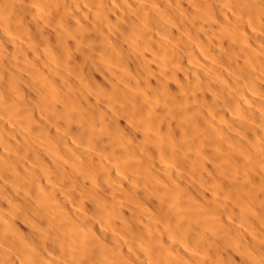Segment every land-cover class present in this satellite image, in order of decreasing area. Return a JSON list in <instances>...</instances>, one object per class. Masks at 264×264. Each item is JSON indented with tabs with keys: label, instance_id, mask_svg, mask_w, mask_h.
<instances>
[{
	"label": "bare ground",
	"instance_id": "obj_1",
	"mask_svg": "<svg viewBox=\"0 0 264 264\" xmlns=\"http://www.w3.org/2000/svg\"><path fill=\"white\" fill-rule=\"evenodd\" d=\"M0 264H264V0H0Z\"/></svg>",
	"mask_w": 264,
	"mask_h": 264
}]
</instances>
